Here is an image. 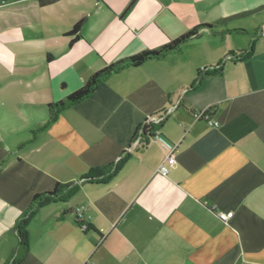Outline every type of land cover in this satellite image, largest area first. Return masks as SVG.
I'll list each match as a JSON object with an SVG mask.
<instances>
[{"label": "crops", "instance_id": "crops-1", "mask_svg": "<svg viewBox=\"0 0 264 264\" xmlns=\"http://www.w3.org/2000/svg\"><path fill=\"white\" fill-rule=\"evenodd\" d=\"M221 1L224 23L111 74L56 115L49 104L107 65L179 37L214 3L16 1V14L60 9L64 18L14 44L0 38V264L19 261L17 225L33 197L58 183L57 197L27 217L20 264H264V0ZM242 12L250 13L232 17ZM146 124L160 138L142 143ZM163 141L177 145L173 163Z\"/></svg>", "mask_w": 264, "mask_h": 264}, {"label": "trees", "instance_id": "trees-1", "mask_svg": "<svg viewBox=\"0 0 264 264\" xmlns=\"http://www.w3.org/2000/svg\"><path fill=\"white\" fill-rule=\"evenodd\" d=\"M41 5H49L57 2L58 0H39ZM137 0H132L131 5H133ZM250 12H242L239 14H236L232 17H238L246 15ZM231 18V17H229ZM228 18H222L218 20L215 24H221L224 23ZM84 23V19L79 20L76 24L72 26V28L68 31V35H73L74 38L70 42V46L76 42L81 37V28ZM204 28H213V25L211 24H198L182 34L181 36L171 39L164 45L156 48V49H146L143 50L133 56L126 57L123 59L118 60L115 63L109 64L103 69L93 73L85 82V84L78 89L77 91L73 92L71 95H69L66 99L49 104L48 108L51 113L56 115L60 111L69 108L76 103L88 98L98 87V85L106 80L111 74L116 73L122 69L128 68V67H138L142 65L143 63L150 61V60H159L164 57H166L168 54L176 52L182 48V46L192 38L197 37L201 30ZM204 74V72H200L198 78V84H200L201 76ZM155 130L154 124L151 125H144L142 130V143H146L147 140L153 136V132ZM114 166H108L109 168V176L112 175L115 171ZM107 169V168H106ZM112 173V174H111ZM64 188L61 184L56 185V189L53 192H44L40 194H36L33 197L32 204L30 206L29 211H27L20 221V223L17 225L18 228V234H19V247H18V254H20L19 261L16 262V264H20L23 260L26 254L28 253V241H27V235L25 231V225L27 224V217L33 214L36 208L41 207L42 205H45L51 201H53L54 198L57 197V195L61 192L60 189ZM77 223L81 225L82 222H80L77 218Z\"/></svg>", "mask_w": 264, "mask_h": 264}, {"label": "rangeland", "instance_id": "rangeland-1", "mask_svg": "<svg viewBox=\"0 0 264 264\" xmlns=\"http://www.w3.org/2000/svg\"><path fill=\"white\" fill-rule=\"evenodd\" d=\"M17 0H0V38L2 39H9L11 44H14V41L11 39L15 38L16 35H32L34 32H43V31H51L50 29L54 23L53 19L58 18H64L61 14L60 9H57L58 12L52 14H47V11H39L38 13H33L32 8L28 7L26 10L18 11L17 10ZM233 1V0H232ZM65 2L68 4V0H65ZM197 3H206V2H212L214 3L211 7H199L197 11V15L195 16V20L198 21L194 25L198 24H211L216 26V21L222 17H225L228 14H225L224 6L222 5L224 2H220V0H196ZM233 6L238 7L239 2H231ZM68 15L66 16L67 19ZM180 19L176 20V22L173 23L174 27H179L182 23H180V20L185 19L182 15L179 17ZM37 19H41L40 21H45L43 25L40 22V25L36 23ZM200 19V21H199ZM192 25V26H194ZM191 26V27H192ZM186 28V27H185ZM183 28L179 29L178 31H181L178 36H181L187 29ZM185 29V30H183ZM4 34L6 36H4ZM176 37V36H175ZM135 55V54H134ZM133 56V55H131ZM130 57V56H128Z\"/></svg>", "mask_w": 264, "mask_h": 264}, {"label": "built area", "instance_id": "built-area-1", "mask_svg": "<svg viewBox=\"0 0 264 264\" xmlns=\"http://www.w3.org/2000/svg\"><path fill=\"white\" fill-rule=\"evenodd\" d=\"M203 116H205V112H198L196 113V117L197 118H202ZM164 120V116L163 117H159L157 119V123H160ZM153 137L154 138H160V130L157 128L154 130L153 132ZM162 148L165 150V152L167 153V156H168V162L169 163H173L174 160H175V151H176V148H177V145L175 144H170L166 141H163L162 142ZM160 170L163 172V173H166L167 169L165 166H161ZM222 219L226 220L228 217L226 214H221L220 215ZM77 218L81 223V228L83 230H86L88 228L86 222L84 221V214L82 213V210L80 208L77 209Z\"/></svg>", "mask_w": 264, "mask_h": 264}]
</instances>
